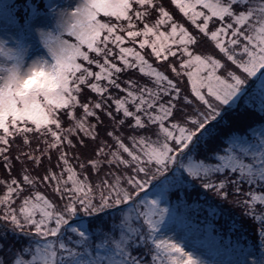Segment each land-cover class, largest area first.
<instances>
[{
	"label": "snow or ice",
	"instance_id": "obj_1",
	"mask_svg": "<svg viewBox=\"0 0 264 264\" xmlns=\"http://www.w3.org/2000/svg\"><path fill=\"white\" fill-rule=\"evenodd\" d=\"M0 264H264V0H0Z\"/></svg>",
	"mask_w": 264,
	"mask_h": 264
},
{
	"label": "trees",
	"instance_id": "obj_2",
	"mask_svg": "<svg viewBox=\"0 0 264 264\" xmlns=\"http://www.w3.org/2000/svg\"><path fill=\"white\" fill-rule=\"evenodd\" d=\"M237 211H239V210H237ZM250 233H251V230L249 229V235H250Z\"/></svg>",
	"mask_w": 264,
	"mask_h": 264
}]
</instances>
